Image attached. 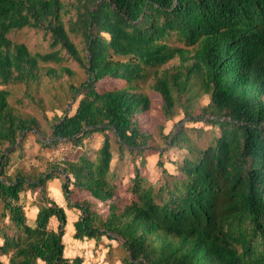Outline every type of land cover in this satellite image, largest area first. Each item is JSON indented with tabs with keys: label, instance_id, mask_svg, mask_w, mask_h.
Wrapping results in <instances>:
<instances>
[{
	"label": "trees",
	"instance_id": "16d2710c",
	"mask_svg": "<svg viewBox=\"0 0 264 264\" xmlns=\"http://www.w3.org/2000/svg\"><path fill=\"white\" fill-rule=\"evenodd\" d=\"M24 28L47 35L50 51L33 54L10 40ZM70 33L81 37L83 54ZM66 59L84 72L78 85H63L74 76L69 68L45 66ZM42 77L74 104L47 121L49 135L0 89V257L7 264H83L64 256L66 213L48 196L53 180L78 215L73 238L116 242L121 264H264V0H0V84H23L28 95ZM153 99L161 138L186 151L176 174L157 161L158 185L141 173ZM180 114L217 128L213 143L197 147L184 125L164 134V123ZM27 133L43 148H78L95 134L103 140L94 159L82 154L26 171L14 155ZM110 135L120 155L140 158L126 202L111 170ZM27 191L38 198L31 224L20 201Z\"/></svg>",
	"mask_w": 264,
	"mask_h": 264
},
{
	"label": "rangeland",
	"instance_id": "374dc122",
	"mask_svg": "<svg viewBox=\"0 0 264 264\" xmlns=\"http://www.w3.org/2000/svg\"><path fill=\"white\" fill-rule=\"evenodd\" d=\"M64 2H69V0H64ZM9 38L14 43L24 44L28 50L35 53H46L49 52V37L45 35L42 31L24 28L19 31L11 32ZM70 38L77 45L78 50L83 54L84 48L81 41V37L78 35H73L70 33ZM62 52L61 54H63ZM45 66H53L55 68L67 67L73 71L74 76L72 78H67L64 76L62 78L63 85L66 86L67 82H72L78 85L84 80L85 75L81 68L77 64L69 59H66L59 65L48 63ZM114 83H105V87H111ZM147 88V85H142ZM29 89L31 97H28L26 87L23 84L19 85H1L0 89H5L9 92L10 96L8 101L12 107L17 109L19 112L27 114L38 120L41 126L46 130L49 135L50 130L47 121L50 120L55 114H61V108H66L69 110L72 102L70 101L69 95L64 96L65 92L59 88L58 83L49 82L48 78L42 77L41 83L37 89ZM42 101L41 105L36 101ZM208 100L206 97L201 99L197 105L205 106ZM179 121H183L178 124ZM163 122L159 105L153 99V111L152 118L143 123V126L147 131L152 133V141L150 145L146 148L143 155L145 158V167L142 169L141 173L147 178V180L152 184H160L162 181V176L159 168L157 167V161L161 160L164 168L171 174H176L175 163H180L182 158L186 155V151L178 150L176 148H171L161 138L159 134V124ZM186 126V132L188 136L192 139L195 145L201 149L206 148L211 143L213 139L218 136L219 130L217 128L210 127L205 122L192 123L188 119L183 118V114H180L172 121L164 123V134H169L175 132L178 127ZM112 144L113 159L111 162V170L116 171L117 174V186L118 195L121 197L123 202L129 200V196L126 192V184L128 180L133 176V166L138 165L140 158H134L130 153L124 151L120 155L117 141L113 136L110 135ZM102 136L99 134L93 135L91 138L84 141L83 146L75 148L68 143H59L57 146L43 148L37 142L36 137L27 133L26 137L22 143V147L14 155V166H20L26 171H38L42 172L48 163L54 161H60L63 159L74 160L80 155L84 154L90 159H94L97 149L101 146ZM161 153V155H159ZM58 185L59 181L53 180L47 182L48 196L53 199L60 207L65 210L66 213V226L65 233L62 238L64 244V256L66 258L72 259L79 256L83 259V264H116L121 263L120 259L124 256L123 250L118 246L116 242L109 241L103 238L99 243H95L93 240H75L73 238L74 227L73 221L76 218L77 213L73 212L72 209L67 208L66 201L60 191H56L54 185ZM20 201L24 206L25 215L28 218V222L32 223V213L36 209L38 202L37 193L27 191L22 193L20 196ZM52 223V222H51ZM1 243V241H0ZM3 264H7V257H0Z\"/></svg>",
	"mask_w": 264,
	"mask_h": 264
},
{
	"label": "crops",
	"instance_id": "0c3cea01",
	"mask_svg": "<svg viewBox=\"0 0 264 264\" xmlns=\"http://www.w3.org/2000/svg\"><path fill=\"white\" fill-rule=\"evenodd\" d=\"M57 190H58V189H56V191H57ZM58 191H59V190H58ZM58 191H57V192H58ZM58 193H59V192H58ZM36 213H37V208L33 210L32 218H31L32 221H33V219L35 218ZM75 220H76V218L74 219V221H75ZM74 221H73V222H74ZM112 242H113V241H112ZM116 264H121V263H116Z\"/></svg>",
	"mask_w": 264,
	"mask_h": 264
}]
</instances>
